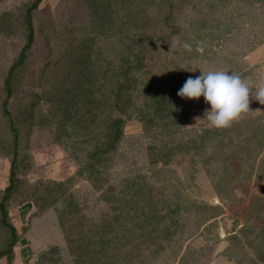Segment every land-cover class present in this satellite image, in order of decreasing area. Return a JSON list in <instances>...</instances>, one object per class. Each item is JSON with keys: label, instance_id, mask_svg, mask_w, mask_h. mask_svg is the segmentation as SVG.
<instances>
[{"label": "rangeland", "instance_id": "1", "mask_svg": "<svg viewBox=\"0 0 264 264\" xmlns=\"http://www.w3.org/2000/svg\"><path fill=\"white\" fill-rule=\"evenodd\" d=\"M32 2L0 0V191L14 160L7 210L19 236L12 259L1 257L0 264H81L66 239L77 230L73 224L85 231L98 224L118 205L119 189L133 182L151 187L157 201L151 214V205L141 209L133 195L139 219L159 222L144 223L151 240L137 245L134 238L124 245L127 255L121 246L114 264H264V105L252 100L249 111L217 129L203 118L202 96L177 95L200 70L234 71L254 89L264 84V0H42L31 11L33 41L6 98L4 79L26 41L24 14ZM81 43L92 82L73 87H89L93 102L76 99L74 108L84 103L77 110L87 119L85 108L102 106L94 127L86 120L73 135L72 125L67 133L61 127L58 108L66 102L57 92L73 96L70 70ZM128 47L141 68L124 113L131 116L115 150L105 153L102 144L92 156L105 139L113 89L123 92L119 64ZM157 100L169 108L161 119ZM140 108L153 124L138 119ZM60 208L67 211L62 225ZM7 241L0 227V248Z\"/></svg>", "mask_w": 264, "mask_h": 264}, {"label": "trees", "instance_id": "2", "mask_svg": "<svg viewBox=\"0 0 264 264\" xmlns=\"http://www.w3.org/2000/svg\"><path fill=\"white\" fill-rule=\"evenodd\" d=\"M42 0H33V2L28 6L26 13L24 14V21L25 26L27 29V35H26V41L24 45L22 46L19 55L17 59L10 65L7 75L4 79L5 84V90H6V98L11 93V87H12V79L14 76V71L18 65H20L24 58L26 57V52L31 47V43L33 41L34 37V28L32 25V19H31V11L36 9L39 5V3ZM90 1V0H89ZM92 5V2H90ZM96 11V10H95ZM93 13H96V12ZM131 19V18H129ZM125 39L130 41V34L124 36ZM82 45L80 47V52L74 56L73 63H77V67H73V63L71 64V70L70 73L75 76V79L72 84L71 90L73 91V96H70V93L64 94L62 91L57 92V98L59 103L66 102L63 107H59L58 112L61 113L62 116V122L61 127L65 133H67V125H72L73 127H70L71 134L75 135L79 133V130L84 131L85 126L94 127L95 118L98 117L101 114V110L98 112V109H101L102 104L99 102L94 103V107L85 108V114L89 115L87 119H82L84 116L83 112L80 110V112L77 110L79 108L83 109L84 103L87 100H91L92 90H90L89 87L83 89V91L80 93L77 91L76 87L73 86H82L86 82V84L92 82L91 78L86 73V70L88 69V64L90 62L89 55H87L86 51H83V43L79 44ZM79 48V46L76 47V50ZM128 54L125 56H122L121 62L119 64V67L122 69L119 75L124 76V82H120V85L123 88V92H119L117 88H114L113 92L115 93V100L110 101L108 110L109 113L106 114L105 119V139L103 142H98L97 144H94L93 149L91 151V155L94 156L96 152L101 151V146L103 144L105 153H108V151L115 150L116 145L122 136V129L124 127V124L126 122V119L130 118L131 114L127 113L126 110L130 107L132 104L133 99H131V90L135 87V81L137 80V76L135 75V71L139 69V64L135 65V59L130 58V47L127 48ZM126 51V52H127ZM75 53V48H74ZM142 59V56L135 57ZM125 65V68H124ZM137 70V71H138ZM132 85V86H131ZM118 86V87H119ZM86 87V86H85ZM84 88V87H83ZM90 90V91H89ZM150 90V89H149ZM89 91V94L84 95V92ZM149 93L148 91H146ZM84 95V96H82ZM83 99H81V98ZM76 99H80L81 103L79 108H74L76 105ZM6 102V99L4 100ZM93 102V101H92ZM156 105L154 109L157 110V112H162L160 114V119L163 117V112H166L169 110L168 107H165L162 104V100H157L154 102ZM118 113L117 115L114 113ZM4 113L7 114V111L4 110ZM138 113V119H145L146 121L152 123V120L150 119V114L148 113V110H145V108H140L137 110ZM126 115V116H125ZM73 119L71 124H67L68 120ZM90 120L92 124L85 125V121ZM147 122V123H148ZM153 124V123H152ZM87 129V128H86ZM85 129V130H86ZM82 133V132H81ZM15 139H16V132L14 131L13 135V145H15ZM156 159H153L155 161ZM14 160H11L10 163V174H9V182L8 185L0 191V227L3 228L6 233H8V241L4 243V245L0 248V258L6 257L8 260L12 259L13 256V247L17 243V240L19 238L17 230L15 226L9 221L8 218V199L10 198L13 189L15 187V179H14ZM95 167V165H94ZM90 170V169H89ZM94 170V169H93ZM95 171V170H94ZM95 172L89 171L88 176L91 177L94 175ZM95 177H98V174L96 173ZM134 185H129L126 183L122 188L119 189L116 196L119 199L118 205H113L110 207L111 213L108 211V213H104L102 218L99 220V223L92 226L89 224V228L85 231L82 225L79 222H76V224H73L75 228L77 229L75 234L73 236H70V234H67V243L70 247V251L74 252V261L81 264H86L88 262L93 264H114V262H117L118 259H120L123 256V253L120 248L121 246L124 249V245L131 244L134 241V238H137L136 244L139 245L140 243H145L146 241L151 240V235L149 230H143V224L147 223L146 225H152L155 227L152 222L154 220V216L148 217L147 215H144V217L140 216V212H138L135 208L134 204V198L133 195H139V198L143 202L141 205V209L145 207V204L151 205L150 208H148L149 212L152 214L154 211L153 205L157 204V201L153 199V195L151 194V187L148 189H145L144 186H141L140 184L133 182ZM57 185H61V183H57ZM135 186V187H134ZM145 189V195H140ZM138 193V194H137ZM130 194V195H129ZM129 196V197H127ZM126 205V210L121 207L120 204ZM59 211V219L61 221V225L63 223V217L67 214V211L65 208H60ZM142 215V213H141ZM123 218V221L120 219ZM125 221H131L132 223L130 226H125ZM156 222H159V219L154 220ZM72 225V227H74ZM71 227L69 228L70 232ZM165 230V231H164ZM163 233L166 235L167 226L164 227ZM68 233V232H67ZM136 245V246H137ZM125 251V249H124ZM127 251H125V254Z\"/></svg>", "mask_w": 264, "mask_h": 264}, {"label": "clouds", "instance_id": "3", "mask_svg": "<svg viewBox=\"0 0 264 264\" xmlns=\"http://www.w3.org/2000/svg\"><path fill=\"white\" fill-rule=\"evenodd\" d=\"M177 95L185 99H199L202 96L208 105L203 118L209 127L219 129L229 127L249 111L252 100L264 105V84L254 89L251 81L234 71L200 70L199 75L186 79Z\"/></svg>", "mask_w": 264, "mask_h": 264}]
</instances>
